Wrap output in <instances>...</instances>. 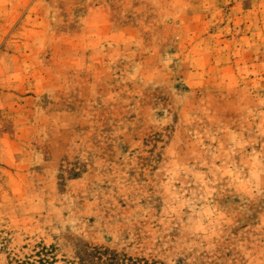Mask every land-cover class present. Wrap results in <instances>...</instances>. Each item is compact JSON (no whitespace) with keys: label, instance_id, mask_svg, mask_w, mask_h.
Masks as SVG:
<instances>
[{"label":"rangeland","instance_id":"374dc122","mask_svg":"<svg viewBox=\"0 0 264 264\" xmlns=\"http://www.w3.org/2000/svg\"><path fill=\"white\" fill-rule=\"evenodd\" d=\"M42 247L264 264V0H0V264Z\"/></svg>","mask_w":264,"mask_h":264},{"label":"trees","instance_id":"16d2710c","mask_svg":"<svg viewBox=\"0 0 264 264\" xmlns=\"http://www.w3.org/2000/svg\"><path fill=\"white\" fill-rule=\"evenodd\" d=\"M20 264H163L157 261H148L142 258H132L119 255L103 249H93L91 253L82 255L77 261H58L52 248L42 247L34 257L26 259Z\"/></svg>","mask_w":264,"mask_h":264}]
</instances>
